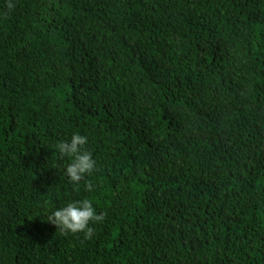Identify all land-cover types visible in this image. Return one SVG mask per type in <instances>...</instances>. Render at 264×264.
Listing matches in <instances>:
<instances>
[{
	"label": "trees",
	"instance_id": "obj_1",
	"mask_svg": "<svg viewBox=\"0 0 264 264\" xmlns=\"http://www.w3.org/2000/svg\"><path fill=\"white\" fill-rule=\"evenodd\" d=\"M7 2L0 264H264V0ZM83 199L92 239L48 223Z\"/></svg>",
	"mask_w": 264,
	"mask_h": 264
},
{
	"label": "clouds",
	"instance_id": "obj_2",
	"mask_svg": "<svg viewBox=\"0 0 264 264\" xmlns=\"http://www.w3.org/2000/svg\"><path fill=\"white\" fill-rule=\"evenodd\" d=\"M6 7L8 12H11L15 4L12 0H8ZM87 142L85 136L74 134L70 140L60 142L57 148L61 157L71 158V162L66 167L69 181L77 186L81 181H85L86 190L92 191L94 185L91 181H86V176L92 175L97 169L92 154L85 149ZM104 219L103 214L96 213L93 203L89 199L69 202L47 217L48 223L55 225L62 234L83 233L85 240L92 239L95 234V229L89 225L102 223Z\"/></svg>",
	"mask_w": 264,
	"mask_h": 264
}]
</instances>
